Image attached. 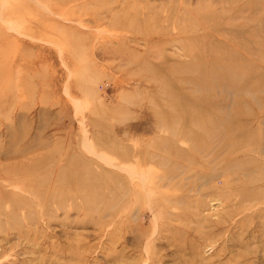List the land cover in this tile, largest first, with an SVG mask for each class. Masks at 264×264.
Instances as JSON below:
<instances>
[{"label": "rangeland", "instance_id": "rangeland-1", "mask_svg": "<svg viewBox=\"0 0 264 264\" xmlns=\"http://www.w3.org/2000/svg\"><path fill=\"white\" fill-rule=\"evenodd\" d=\"M0 264H264V0H0Z\"/></svg>", "mask_w": 264, "mask_h": 264}, {"label": "bare ground", "instance_id": "bare-ground-1", "mask_svg": "<svg viewBox=\"0 0 264 264\" xmlns=\"http://www.w3.org/2000/svg\"><path fill=\"white\" fill-rule=\"evenodd\" d=\"M96 35V34H95ZM162 55V54H161ZM236 114V113H235ZM258 117V116H257ZM179 128V127H178ZM257 149H259V148H257ZM54 153V152H53ZM260 153H261V150H260ZM51 156V155H50ZM32 157V156H31ZM36 164V163H35ZM38 165V164H37ZM123 169V168H122ZM177 169V168H176ZM129 171V170H128ZM130 172V171H129ZM201 172V171H200ZM200 172H199V174H200ZM137 174V173H136ZM191 174H193L192 172L191 173H189V175H191ZM181 175H184V174H181ZM180 175V176H181ZM188 174H187V176H186V178L187 177H189L190 178V176H189ZM191 176H193V175H191ZM206 176V175H205ZM139 177V176H138ZM171 177V176H170ZM178 177V176H177ZM198 177V176H197ZM203 177V175H201V178ZM210 177V176H209ZM198 178H200V177H198ZM197 178V179H198ZM204 178H206V177H203V179ZM140 179H141V177H140ZM170 179V178H169ZM188 180V179H187ZM200 180V179H199ZM199 180H197V182L199 181ZM202 180V179H201ZM189 181V180H188ZM174 182V181H173ZM178 182V181H177ZM208 182V181H207ZM202 183V182H201ZM4 184V183H3ZM176 184V183H175ZM180 185V184H179ZM202 185V184H201ZM206 185V184H205ZM224 185V184H223ZM176 186H177V184H176ZM199 186V185H198ZM225 186V185H224ZM143 187V186H142ZM191 187V186H190ZM203 187V186H202ZM177 188H179V187H177ZM177 188H175V189H177ZM181 189H183V187L181 188ZM27 196V195H26ZM148 202H149V200H148ZM179 203V202H178ZM189 214V213H188ZM242 216V215H241ZM159 218V217H158ZM236 218V217H235ZM239 218V217H238ZM229 218L228 217H225L224 218V220L226 221V220H228ZM234 219V218H233ZM159 222V221H158ZM235 222V221H234ZM159 225V224H158ZM121 228V227H120ZM157 232V231H156ZM149 251V250H148ZM149 258V257H148Z\"/></svg>", "mask_w": 264, "mask_h": 264}]
</instances>
